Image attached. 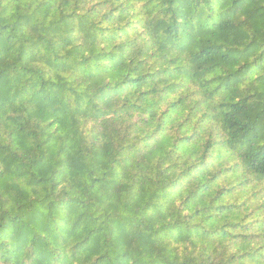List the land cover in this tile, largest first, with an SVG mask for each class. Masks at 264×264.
<instances>
[{
  "label": "trees",
  "instance_id": "1",
  "mask_svg": "<svg viewBox=\"0 0 264 264\" xmlns=\"http://www.w3.org/2000/svg\"><path fill=\"white\" fill-rule=\"evenodd\" d=\"M0 264H264V0H0Z\"/></svg>",
  "mask_w": 264,
  "mask_h": 264
}]
</instances>
